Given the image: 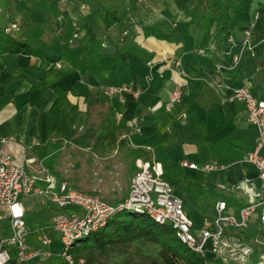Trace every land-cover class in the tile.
Here are the masks:
<instances>
[{"label": "crops", "instance_id": "1", "mask_svg": "<svg viewBox=\"0 0 264 264\" xmlns=\"http://www.w3.org/2000/svg\"><path fill=\"white\" fill-rule=\"evenodd\" d=\"M191 2L0 0V138H6L0 147L19 164L28 166L30 158L35 159L30 169L43 165L58 181L66 179L114 203L127 194L137 160H144L132 150L142 148L181 189L194 227L215 216L218 200L226 201L227 212L237 213L264 191L257 168L247 160L257 128L244 103L230 97L233 87L248 84L264 99V0H250L249 8L235 13L244 28L223 38L221 50L214 48L212 34L191 22L185 11ZM106 9L122 20L107 28ZM12 23L17 27L5 32ZM66 25L73 26L77 36L67 34ZM87 26L95 32L97 55H89ZM144 26L176 39L146 36ZM11 34L38 54L9 51L5 36ZM173 58L180 62L178 69L172 68ZM180 70L187 82L185 93L165 110L167 91L183 78ZM110 86L130 90L108 94ZM57 87L66 95L60 97ZM182 160L197 167L183 166ZM207 163L214 168L205 169ZM87 164L103 166L106 172L99 173V183L77 185L74 180L78 182L79 175V182L83 180ZM20 199L29 245L40 246L45 233L58 252L59 233L51 225L58 207L38 194ZM226 234L250 244L253 258L262 253L257 255L250 242L254 237V244L262 243L258 212L244 230L230 228ZM55 257L26 262L13 258L12 264H62ZM232 262L208 255L210 264Z\"/></svg>", "mask_w": 264, "mask_h": 264}, {"label": "built area", "instance_id": "2", "mask_svg": "<svg viewBox=\"0 0 264 264\" xmlns=\"http://www.w3.org/2000/svg\"><path fill=\"white\" fill-rule=\"evenodd\" d=\"M258 15L259 12H256L255 17ZM17 25L12 23L4 31L10 32ZM245 32L249 33L248 30ZM74 35L77 36V32ZM239 60L240 56L236 55L235 63ZM171 64L173 69H178L180 62L178 58H173ZM222 67V64H218L217 68L222 71ZM179 74L183 78L175 81L167 91L165 110L172 109L185 93L187 82L183 80V70ZM125 90L130 88L110 86L105 92L111 94ZM230 97L244 103L248 119L257 128L255 147L248 153L247 160L255 165L258 176L264 183V99L256 96L248 84L233 87ZM5 140V137L0 138L1 142ZM14 158L9 151L0 147V264H12L13 258L18 262H26L54 255L62 259V264H89L85 257L74 256L72 249L104 227L119 211L147 214L159 224H170L179 240L190 250L205 257L206 264L209 253L224 261H238L241 264L252 256L253 247L250 244L238 235L226 234V231L230 228L244 230L255 212H258L264 243V191L252 196L237 213L227 212L226 201L218 200L215 204V216L205 218L203 225L196 228L186 213L184 199L175 193L171 183L164 178L159 162L138 159V168L131 177L127 194L114 203L99 193L86 192L72 186L66 179L58 181L50 173L45 179H38L35 172H47L45 166L32 170L30 167L34 166L35 159L30 158L28 166H25ZM181 164L197 167L195 162L188 160H182ZM204 168L212 170L214 165L207 163ZM36 194L58 207L51 224L59 233L61 246L58 252L52 250V239L49 236L41 235L40 246L37 247L30 246L26 240L30 230L24 219L25 208L20 198ZM257 258L256 263L252 264H264V251Z\"/></svg>", "mask_w": 264, "mask_h": 264}, {"label": "trees", "instance_id": "3", "mask_svg": "<svg viewBox=\"0 0 264 264\" xmlns=\"http://www.w3.org/2000/svg\"><path fill=\"white\" fill-rule=\"evenodd\" d=\"M249 5L250 0H192L191 4L185 7V11L188 15L190 14L192 23L201 26L206 33L213 35L214 48L221 50L223 38L237 28H244L240 26L234 15L249 8ZM259 11L262 12L263 8H260ZM104 19L107 28L114 21L122 20L111 9H106ZM65 28L69 35L75 32L73 26L66 25ZM142 30L146 36L155 35L159 38L176 39L172 33L165 32L155 26H144ZM85 31L89 55L95 53L97 55L98 51L96 50L99 48L95 44V32L90 26H87ZM5 41L7 49L13 53L38 54L35 47L13 37L12 34L6 35ZM56 89L60 97L67 93L59 87ZM132 151L134 156L151 160L150 152L147 150L139 148ZM163 176L171 183L175 193L183 198L181 189L177 187L176 182L165 174ZM135 240H142L159 246L160 260L153 258L151 264H206L205 257L190 250L186 244L179 240L175 229L170 224H159L147 214H135L128 211L116 212L104 227L83 239L72 251L74 256H83L89 264H94L98 255L109 254L113 249L122 251ZM111 264H127V261Z\"/></svg>", "mask_w": 264, "mask_h": 264}, {"label": "rangeland", "instance_id": "4", "mask_svg": "<svg viewBox=\"0 0 264 264\" xmlns=\"http://www.w3.org/2000/svg\"><path fill=\"white\" fill-rule=\"evenodd\" d=\"M74 168L72 169L73 173L77 172V167L72 166ZM103 166L98 167L93 165V164H87L83 169H84V177L83 180H80V175L78 178V182L77 180H74L77 185H88V186H92V184H94V180H97L98 182V175L100 173V175L103 176V173L105 171V168H102ZM106 172V171H105ZM48 173L52 174L51 172H49L47 170V172H35V175L38 179H45L48 175ZM105 193V192H104ZM127 212V211H126ZM256 215V214H255ZM191 219V217H190ZM192 220V219H191ZM193 221V220H192ZM197 227H201L202 224H198L197 223ZM44 235L48 236V234ZM262 239V237H261ZM251 243L254 245L255 250L258 252V254H260L259 252H263L264 251V243H255L254 244V237H251L250 239ZM257 241V240H256ZM57 249L59 250V248L57 247ZM159 246L155 245V244H151L148 242H144L142 240H135L134 242H132L131 244H129L124 250L120 251V250H116L113 249L109 252V254L106 255H98L96 262L94 264H111L114 262H123V261H127V264H132V263H136V264H151L152 263V259H158L160 260V254H159ZM52 250L54 251V248L52 247ZM57 259L58 262L61 261L60 257H55ZM257 257L253 258V256H251L245 263L243 264H252L253 262L256 263L257 261ZM218 264V263H216ZM230 264H241L239 262H235L233 261Z\"/></svg>", "mask_w": 264, "mask_h": 264}]
</instances>
